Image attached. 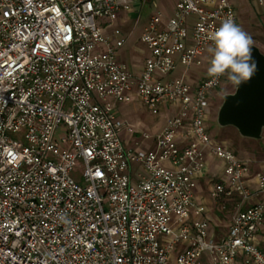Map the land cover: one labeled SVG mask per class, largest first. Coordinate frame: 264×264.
Instances as JSON below:
<instances>
[{
	"label": "built area",
	"instance_id": "1",
	"mask_svg": "<svg viewBox=\"0 0 264 264\" xmlns=\"http://www.w3.org/2000/svg\"><path fill=\"white\" fill-rule=\"evenodd\" d=\"M146 1L156 7L0 0V264H264V150L252 176L206 125L226 77L207 73L209 37L229 17L238 25L233 0H177L172 17L153 15L136 74L116 23ZM133 102L165 119L156 137L139 133L153 148L122 138L138 134L118 116ZM203 186L230 215L226 234L197 201Z\"/></svg>",
	"mask_w": 264,
	"mask_h": 264
},
{
	"label": "rangeland",
	"instance_id": "2",
	"mask_svg": "<svg viewBox=\"0 0 264 264\" xmlns=\"http://www.w3.org/2000/svg\"><path fill=\"white\" fill-rule=\"evenodd\" d=\"M154 2L156 7H153L150 1H146L142 5L141 3L137 4L132 10L123 12L116 23V27L121 31V38L126 41L125 47L121 50L124 55L120 61L128 65L129 69L136 74L141 73L144 59L148 56L145 46L141 43V37L150 18L157 13H161L166 18L172 17L177 4V0H154ZM233 4L239 16L238 26L253 38L254 46L264 54V7H257L250 0H233ZM182 71L183 69L180 68L178 73ZM199 71V68H191L192 73ZM234 92L235 86L225 77L220 89L213 94L209 120L206 125L214 139L228 143L240 156H245L247 152H255L260 155L261 146H264V133L261 141L248 140L242 138L236 129L221 128L217 123V114L223 103V97ZM118 116L138 133L132 137L124 132L122 138L126 145H131L132 140L142 143V138L139 136L141 132H147L152 137H156L164 128V118L152 115L137 102L119 106ZM65 135L66 129L62 127L56 132L55 140L60 142ZM141 146L149 149L153 148V143L147 141L143 142ZM82 169V167L79 168L80 171ZM79 182L83 185L81 179ZM219 223L227 225L228 220L221 219Z\"/></svg>",
	"mask_w": 264,
	"mask_h": 264
},
{
	"label": "water",
	"instance_id": "3",
	"mask_svg": "<svg viewBox=\"0 0 264 264\" xmlns=\"http://www.w3.org/2000/svg\"><path fill=\"white\" fill-rule=\"evenodd\" d=\"M252 56L257 64L253 77L235 86V92L223 97L217 114L221 128L232 127L248 140L261 141L264 133V54L253 46Z\"/></svg>",
	"mask_w": 264,
	"mask_h": 264
},
{
	"label": "clouds",
	"instance_id": "4",
	"mask_svg": "<svg viewBox=\"0 0 264 264\" xmlns=\"http://www.w3.org/2000/svg\"><path fill=\"white\" fill-rule=\"evenodd\" d=\"M209 39L214 44L209 48L212 58L207 73L210 77L226 76L236 87L253 77L257 71L252 56L255 42L232 18L223 20Z\"/></svg>",
	"mask_w": 264,
	"mask_h": 264
},
{
	"label": "crops",
	"instance_id": "5",
	"mask_svg": "<svg viewBox=\"0 0 264 264\" xmlns=\"http://www.w3.org/2000/svg\"><path fill=\"white\" fill-rule=\"evenodd\" d=\"M163 119V118H161ZM258 145L260 146L259 142H257ZM261 153L258 155L255 152H247L245 156H240L243 160L250 162V169H251V175L254 176L257 172L261 170V160H262V153L264 150V146H261ZM220 166V163L217 162L216 160H211V167L210 171L211 172H217L218 168ZM264 196H261L258 198V200H263ZM197 201L198 202H204L208 205L210 216H211V221H212V226H213V231H215L217 234L222 235L226 234L228 231L229 223H230V215L229 214H222L218 211L216 204L208 197V192L207 188L203 186V188L199 189L197 191ZM221 219H226L228 220V224H221L219 223ZM260 248L264 252V231L260 237L259 240Z\"/></svg>",
	"mask_w": 264,
	"mask_h": 264
}]
</instances>
